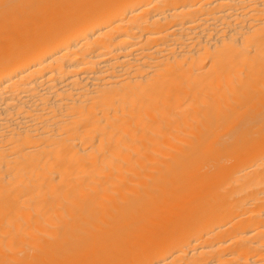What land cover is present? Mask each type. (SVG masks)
<instances>
[{
	"label": "bare ground",
	"instance_id": "1",
	"mask_svg": "<svg viewBox=\"0 0 264 264\" xmlns=\"http://www.w3.org/2000/svg\"><path fill=\"white\" fill-rule=\"evenodd\" d=\"M0 264H264V0H0Z\"/></svg>",
	"mask_w": 264,
	"mask_h": 264
}]
</instances>
